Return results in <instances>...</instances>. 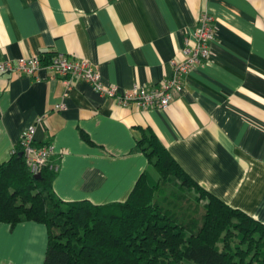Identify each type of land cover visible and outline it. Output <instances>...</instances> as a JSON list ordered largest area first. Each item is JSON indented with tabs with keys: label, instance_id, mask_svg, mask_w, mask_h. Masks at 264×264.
Wrapping results in <instances>:
<instances>
[{
	"label": "crops",
	"instance_id": "crops-1",
	"mask_svg": "<svg viewBox=\"0 0 264 264\" xmlns=\"http://www.w3.org/2000/svg\"><path fill=\"white\" fill-rule=\"evenodd\" d=\"M212 18L211 57L185 78L167 110L123 107L42 68L0 76V162L38 118L36 144H52L53 182L65 202L128 200L145 171L144 130L159 136L200 186L264 224V0H0V61L57 54L89 60L120 91L157 88L171 62ZM65 109L56 111L57 104ZM46 225L0 223V264H44Z\"/></svg>",
	"mask_w": 264,
	"mask_h": 264
},
{
	"label": "trees",
	"instance_id": "trees-1",
	"mask_svg": "<svg viewBox=\"0 0 264 264\" xmlns=\"http://www.w3.org/2000/svg\"><path fill=\"white\" fill-rule=\"evenodd\" d=\"M137 151L145 171L123 203L65 202L55 172L35 178L21 147L0 162V223L46 225L44 264H264V224L197 184L154 131Z\"/></svg>",
	"mask_w": 264,
	"mask_h": 264
},
{
	"label": "built area",
	"instance_id": "built-area-1",
	"mask_svg": "<svg viewBox=\"0 0 264 264\" xmlns=\"http://www.w3.org/2000/svg\"><path fill=\"white\" fill-rule=\"evenodd\" d=\"M212 18L206 13L196 29L194 40L182 49V61L173 60V74L165 79L157 88L147 89L134 86L131 90L120 91L117 86L107 85L102 80L101 73L87 59L70 60L63 54H57L48 64H44L41 56L22 58L17 61H0V76L12 73L20 76L34 77L45 68L53 74V78H62L66 84L64 97L73 88L74 81L87 82L95 92L117 101L123 107L137 105L145 110H167L172 101L184 89L185 78L198 66L206 63L211 57L210 44L215 38V29L211 25ZM65 104H57L56 111L65 109ZM45 118H38L22 135L21 147L26 164L33 175L41 174L45 168L53 172L59 171L55 162L56 151L52 144L37 145L35 141L36 129L44 124Z\"/></svg>",
	"mask_w": 264,
	"mask_h": 264
},
{
	"label": "rangeland",
	"instance_id": "rangeland-1",
	"mask_svg": "<svg viewBox=\"0 0 264 264\" xmlns=\"http://www.w3.org/2000/svg\"><path fill=\"white\" fill-rule=\"evenodd\" d=\"M150 172L152 173V175L156 178L157 177V173L153 170V168L150 167Z\"/></svg>",
	"mask_w": 264,
	"mask_h": 264
},
{
	"label": "water",
	"instance_id": "water-1",
	"mask_svg": "<svg viewBox=\"0 0 264 264\" xmlns=\"http://www.w3.org/2000/svg\"><path fill=\"white\" fill-rule=\"evenodd\" d=\"M20 156H23V153H20ZM41 177V174H38L35 176V178H40Z\"/></svg>",
	"mask_w": 264,
	"mask_h": 264
}]
</instances>
